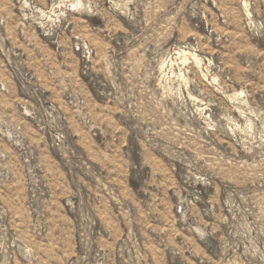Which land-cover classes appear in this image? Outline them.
<instances>
[{
	"label": "rangeland",
	"instance_id": "1",
	"mask_svg": "<svg viewBox=\"0 0 264 264\" xmlns=\"http://www.w3.org/2000/svg\"><path fill=\"white\" fill-rule=\"evenodd\" d=\"M0 264H264V0H0Z\"/></svg>",
	"mask_w": 264,
	"mask_h": 264
}]
</instances>
